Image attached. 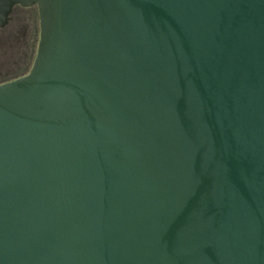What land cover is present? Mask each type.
<instances>
[{
	"label": "water",
	"instance_id": "95a60500",
	"mask_svg": "<svg viewBox=\"0 0 264 264\" xmlns=\"http://www.w3.org/2000/svg\"><path fill=\"white\" fill-rule=\"evenodd\" d=\"M37 7L0 84V264H264V0Z\"/></svg>",
	"mask_w": 264,
	"mask_h": 264
},
{
	"label": "rangeland",
	"instance_id": "374dc122",
	"mask_svg": "<svg viewBox=\"0 0 264 264\" xmlns=\"http://www.w3.org/2000/svg\"><path fill=\"white\" fill-rule=\"evenodd\" d=\"M18 15L23 18L22 22L17 25L15 22L9 30L0 31V40H5L7 35L12 37L10 42L0 44V83L13 79L20 73L25 55L30 48L35 54L37 52L40 36L38 15L33 16L30 11L20 13L19 10L15 13V16ZM32 29L37 32L36 35L32 33Z\"/></svg>",
	"mask_w": 264,
	"mask_h": 264
},
{
	"label": "trees",
	"instance_id": "16d2710c",
	"mask_svg": "<svg viewBox=\"0 0 264 264\" xmlns=\"http://www.w3.org/2000/svg\"><path fill=\"white\" fill-rule=\"evenodd\" d=\"M13 24H14V21H12L6 29L0 30V31L9 30L13 26ZM31 31H32V33H34V35L37 34V32L35 33V30L34 29H32ZM6 39H7V37H6ZM6 39L5 40H0V44L2 45L6 41ZM6 43H8V41H6ZM28 48H29V46H28ZM35 56H36V54L33 52L32 48H30L28 50V52L26 53V55H25L23 65L21 66L20 73L18 75H16L13 79L5 80V81L1 82L0 84H3V83H6V82H10V81L16 80V79H18L20 77H23V76L27 75L29 73V71L31 70V68H32V65H33Z\"/></svg>",
	"mask_w": 264,
	"mask_h": 264
},
{
	"label": "flooded vegetation",
	"instance_id": "af4514ba",
	"mask_svg": "<svg viewBox=\"0 0 264 264\" xmlns=\"http://www.w3.org/2000/svg\"><path fill=\"white\" fill-rule=\"evenodd\" d=\"M18 10H19L20 13L30 11V12H32V15H33V16H37V15H38V17H39V13H38V9H37V7L24 8V7H21V6H17V7H15V9H14L12 15H11V20H10L9 24H10L12 21H14V23L16 22V25H17V23L23 21V18L20 17L19 15H18V16H15L16 11H18ZM9 24H8V26H9ZM8 26H7V27H8ZM7 27H5L4 29H6ZM39 27H40V26H39ZM4 29H0V30H4ZM18 32H19V31H18ZM6 37H7L6 41L10 42L11 39H12L11 35H9V36L7 35Z\"/></svg>",
	"mask_w": 264,
	"mask_h": 264
}]
</instances>
